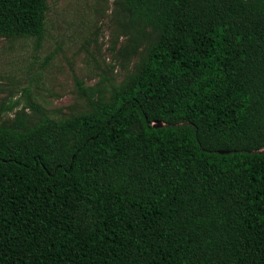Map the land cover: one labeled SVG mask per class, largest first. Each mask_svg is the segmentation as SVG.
Listing matches in <instances>:
<instances>
[{
  "label": "trees",
  "instance_id": "16d2710c",
  "mask_svg": "<svg viewBox=\"0 0 264 264\" xmlns=\"http://www.w3.org/2000/svg\"><path fill=\"white\" fill-rule=\"evenodd\" d=\"M47 12L0 0V38L40 46ZM113 19L136 61L107 95L77 81L59 119L0 103V264H264V0Z\"/></svg>",
  "mask_w": 264,
  "mask_h": 264
},
{
  "label": "rangeland",
  "instance_id": "374dc122",
  "mask_svg": "<svg viewBox=\"0 0 264 264\" xmlns=\"http://www.w3.org/2000/svg\"><path fill=\"white\" fill-rule=\"evenodd\" d=\"M114 1L47 0L40 46L0 38V103L19 102V109L30 103L65 118L86 109L77 81L97 97L132 73L136 58L129 63L120 54L127 39L113 19Z\"/></svg>",
  "mask_w": 264,
  "mask_h": 264
},
{
  "label": "water",
  "instance_id": "95a60500",
  "mask_svg": "<svg viewBox=\"0 0 264 264\" xmlns=\"http://www.w3.org/2000/svg\"><path fill=\"white\" fill-rule=\"evenodd\" d=\"M154 125L157 126V127H163V126H165V124L160 123V122H156V123H154ZM219 153H227V152L220 151Z\"/></svg>",
  "mask_w": 264,
  "mask_h": 264
}]
</instances>
